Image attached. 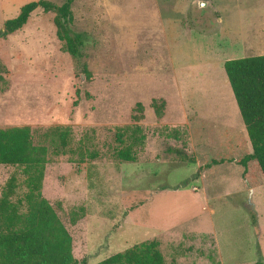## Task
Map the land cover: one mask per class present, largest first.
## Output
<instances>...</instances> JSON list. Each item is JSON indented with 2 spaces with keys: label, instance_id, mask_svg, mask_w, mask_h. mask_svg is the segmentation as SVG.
Instances as JSON below:
<instances>
[{
  "label": "rangeland",
  "instance_id": "obj_1",
  "mask_svg": "<svg viewBox=\"0 0 264 264\" xmlns=\"http://www.w3.org/2000/svg\"><path fill=\"white\" fill-rule=\"evenodd\" d=\"M29 1L0 0V31ZM212 2L218 11L208 0H73L77 57L53 10L0 32V129L28 126L48 147L41 192L72 237L75 264L168 227L180 241H162L166 264H264V184L245 187L262 174L253 160L245 172L238 163L252 149L223 68L264 54V0ZM53 127L69 128L64 151ZM127 146L135 161L117 157ZM13 172L17 197L25 188L12 165L0 164V193Z\"/></svg>",
  "mask_w": 264,
  "mask_h": 264
},
{
  "label": "trees",
  "instance_id": "obj_2",
  "mask_svg": "<svg viewBox=\"0 0 264 264\" xmlns=\"http://www.w3.org/2000/svg\"><path fill=\"white\" fill-rule=\"evenodd\" d=\"M72 2L64 0L60 5L51 0L26 2L15 17L4 21L0 32L8 34L21 28L38 7L45 11L53 10L56 12L54 24L58 38L65 51L77 57L84 37L70 27ZM223 68L252 149L238 163L245 172L247 163L255 161L264 179V54L227 59ZM47 132L57 136L59 143H55V147L60 152L64 151L69 128L53 127ZM47 154L45 144L32 142L28 126L0 129V164L18 167L25 188L21 196L15 197L20 182L13 172L0 193V264L76 263L72 254V237L41 192ZM87 155L93 157L94 153L88 152ZM116 155L123 161L136 159L128 146L117 149ZM77 220L75 215L70 217L72 223ZM97 264H165V260L158 241L153 239L133 244ZM171 264L176 263L173 261ZM256 264L261 263L257 261Z\"/></svg>",
  "mask_w": 264,
  "mask_h": 264
},
{
  "label": "crops",
  "instance_id": "obj_3",
  "mask_svg": "<svg viewBox=\"0 0 264 264\" xmlns=\"http://www.w3.org/2000/svg\"><path fill=\"white\" fill-rule=\"evenodd\" d=\"M208 1H210V4H209V6H211V7H213V9H214V11L216 10L215 8H214V6H213V2H212V0H208ZM216 11H218V10H216ZM230 28L229 27H225V28H223L220 24H219V26H218V30L220 31V32H224L227 36H232V33L231 32H228V31H230L229 30ZM237 32H238V34H237V36L238 37H240V34H241V32L239 31V30H237ZM235 33H236V31H235ZM236 108H237V105H236ZM237 110H238V108H237ZM239 113V112H238ZM240 115V114H239ZM241 121H242V119H241ZM242 124H243V122H242ZM243 126H244V124H243ZM245 128V127H244ZM216 165H212V167L210 168V169H213V167H215ZM244 173V172H243ZM240 178H241V180L244 182H246V180H243L242 179V177H241V174H240ZM244 182V183H245ZM243 183V184H244ZM246 183H248V184H245V187L246 188H249L250 190H251V192L253 193V192H256V189H258L259 188V186H261V185H263L264 184V179H263V176L262 177H260V178H258V179H256V180H253V177H251V178H249V177H247V182ZM194 189V191H196V188L195 187H193ZM263 214H261V211H259V214L257 215V217H258V219H257V226H259L260 228H261V224H263V222H264V218H263V216H262ZM179 229H177V228H173V227H168V228H162L161 229V235L158 237V236H155V237H153V238H149V239H144V240H142V241H147V240H153V239H155V240H157L158 241V243H159V246H161L162 245V241H164V240H166V241H171L172 242V244H176V243H179V231H178ZM198 230H203L205 233H211L210 231H207V230H204V229H198ZM159 249H160V247H159ZM123 251V250H122ZM160 251H161V249H160ZM161 253H162V251H161ZM162 255H163V253H162ZM163 257H164V255H163ZM164 260H165V257H164ZM175 262L176 264H179L178 262H177V260L175 259V258H173L171 261H170V264H171V262ZM165 264H166V261H165Z\"/></svg>",
  "mask_w": 264,
  "mask_h": 264
}]
</instances>
